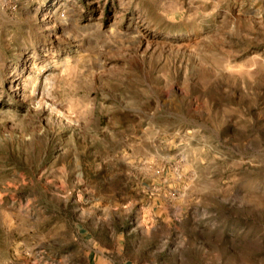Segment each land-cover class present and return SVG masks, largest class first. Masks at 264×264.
Segmentation results:
<instances>
[{
  "label": "rangeland",
  "instance_id": "1",
  "mask_svg": "<svg viewBox=\"0 0 264 264\" xmlns=\"http://www.w3.org/2000/svg\"><path fill=\"white\" fill-rule=\"evenodd\" d=\"M0 264H264V0H0Z\"/></svg>",
  "mask_w": 264,
  "mask_h": 264
}]
</instances>
